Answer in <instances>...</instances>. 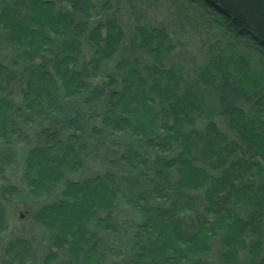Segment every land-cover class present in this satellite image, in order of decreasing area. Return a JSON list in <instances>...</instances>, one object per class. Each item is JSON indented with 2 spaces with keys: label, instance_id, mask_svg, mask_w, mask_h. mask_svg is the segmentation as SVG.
Returning <instances> with one entry per match:
<instances>
[{
  "label": "trees",
  "instance_id": "obj_1",
  "mask_svg": "<svg viewBox=\"0 0 264 264\" xmlns=\"http://www.w3.org/2000/svg\"><path fill=\"white\" fill-rule=\"evenodd\" d=\"M172 2L264 60L213 0ZM111 3L0 0V173L27 149L25 191L49 195L34 217L68 261L107 263L123 204L140 221L116 264H264V66L216 48L185 76L166 28H125Z\"/></svg>",
  "mask_w": 264,
  "mask_h": 264
},
{
  "label": "rangeland",
  "instance_id": "obj_2",
  "mask_svg": "<svg viewBox=\"0 0 264 264\" xmlns=\"http://www.w3.org/2000/svg\"><path fill=\"white\" fill-rule=\"evenodd\" d=\"M118 7L120 13L123 14L120 19L125 28L136 25L138 22L164 27L171 33L175 44L172 61L184 69L185 76L194 74L202 65L206 53L216 48L218 51H224L226 55L235 51H243L253 58L252 69L262 71L264 60L249 39H237L231 34L224 38L213 30H211L213 32L205 33V28L199 26L187 12V5H180L179 2L176 5L172 0H119ZM213 28L215 29V26ZM216 121L220 130L225 131L224 123L220 119ZM26 150L22 147L16 148V156L13 157L16 163H12L0 173V192H11L8 196L11 200L0 201L1 213H3V227H0V264H79L68 261V257L61 254V251L51 248L47 233L36 222L34 215L36 216L41 205L49 200L47 199L49 195L36 199L25 191L21 178L23 168L21 155ZM54 196L56 194H51V197ZM114 216L115 223L124 229H120L115 236L113 234L102 235V238L108 240L109 246L114 250L113 254L109 255L106 264H116L124 259L126 253L123 247L124 233L131 224L140 221L139 215L123 204L117 208ZM118 251L121 252L119 256Z\"/></svg>",
  "mask_w": 264,
  "mask_h": 264
},
{
  "label": "water",
  "instance_id": "obj_3",
  "mask_svg": "<svg viewBox=\"0 0 264 264\" xmlns=\"http://www.w3.org/2000/svg\"><path fill=\"white\" fill-rule=\"evenodd\" d=\"M239 24L250 28L264 44V0H213Z\"/></svg>",
  "mask_w": 264,
  "mask_h": 264
}]
</instances>
